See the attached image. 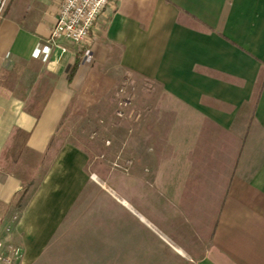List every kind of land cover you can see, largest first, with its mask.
<instances>
[{"label": "crops", "instance_id": "0c3cea01", "mask_svg": "<svg viewBox=\"0 0 264 264\" xmlns=\"http://www.w3.org/2000/svg\"><path fill=\"white\" fill-rule=\"evenodd\" d=\"M60 1L11 0L0 18V216L22 186L4 158L16 134L46 153L85 69L113 60L174 104L176 184L162 188L159 224L140 218L161 250L181 264H264V0H110L62 62L35 59ZM85 165L68 146L51 161L14 223L21 264L42 256Z\"/></svg>", "mask_w": 264, "mask_h": 264}, {"label": "rangeland", "instance_id": "374dc122", "mask_svg": "<svg viewBox=\"0 0 264 264\" xmlns=\"http://www.w3.org/2000/svg\"><path fill=\"white\" fill-rule=\"evenodd\" d=\"M68 68L67 63L63 72ZM85 71L72 88L46 153L23 149L18 133L4 152L5 166L20 175L22 186L0 216V258L22 263V249L11 236L14 223L51 161L68 146L86 157V179L33 264H181L171 252L161 250L140 220L159 224L166 216L162 188L176 184L174 104L161 101L159 90L113 60L92 63Z\"/></svg>", "mask_w": 264, "mask_h": 264}, {"label": "built area", "instance_id": "2783aa9c", "mask_svg": "<svg viewBox=\"0 0 264 264\" xmlns=\"http://www.w3.org/2000/svg\"><path fill=\"white\" fill-rule=\"evenodd\" d=\"M11 0H0V18ZM110 0H61L49 36L36 48L34 58L60 63L68 54L67 43L80 45L104 16ZM18 255V250H15ZM0 264H14L4 256Z\"/></svg>", "mask_w": 264, "mask_h": 264}]
</instances>
